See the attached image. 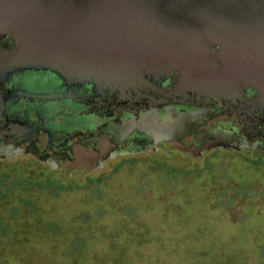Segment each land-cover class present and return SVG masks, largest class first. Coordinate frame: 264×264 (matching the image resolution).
<instances>
[{
  "label": "rangeland",
  "instance_id": "rangeland-1",
  "mask_svg": "<svg viewBox=\"0 0 264 264\" xmlns=\"http://www.w3.org/2000/svg\"><path fill=\"white\" fill-rule=\"evenodd\" d=\"M252 156L160 149L83 179L0 162V264H264V157Z\"/></svg>",
  "mask_w": 264,
  "mask_h": 264
},
{
  "label": "water",
  "instance_id": "water-1",
  "mask_svg": "<svg viewBox=\"0 0 264 264\" xmlns=\"http://www.w3.org/2000/svg\"><path fill=\"white\" fill-rule=\"evenodd\" d=\"M9 29L17 68L163 105L245 107L252 89L264 108V0H0V35ZM168 146L200 155L226 143Z\"/></svg>",
  "mask_w": 264,
  "mask_h": 264
},
{
  "label": "flooded vegetation",
  "instance_id": "flooded-vegetation-1",
  "mask_svg": "<svg viewBox=\"0 0 264 264\" xmlns=\"http://www.w3.org/2000/svg\"><path fill=\"white\" fill-rule=\"evenodd\" d=\"M17 50L11 29L0 35L1 163L28 158L52 173L83 179L137 151L173 150L171 142L199 151L223 141L226 147L210 150L264 156V108L253 105L258 98L252 89L245 107L231 101L163 105L159 96L132 101L91 82H68L52 70L17 68ZM176 81L170 75L161 86Z\"/></svg>",
  "mask_w": 264,
  "mask_h": 264
},
{
  "label": "trees",
  "instance_id": "trees-1",
  "mask_svg": "<svg viewBox=\"0 0 264 264\" xmlns=\"http://www.w3.org/2000/svg\"><path fill=\"white\" fill-rule=\"evenodd\" d=\"M224 149H226V148H224ZM252 157H258V156H252ZM261 157H264V156H261ZM53 230L56 231L57 230V227H54ZM80 243H81L80 240H78V241L76 240V246H77L76 248L80 247Z\"/></svg>",
  "mask_w": 264,
  "mask_h": 264
}]
</instances>
